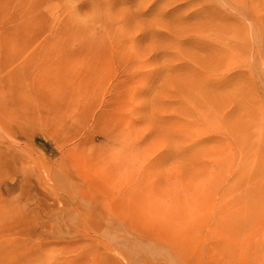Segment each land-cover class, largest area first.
<instances>
[{
  "label": "rangeland",
  "instance_id": "1",
  "mask_svg": "<svg viewBox=\"0 0 264 264\" xmlns=\"http://www.w3.org/2000/svg\"><path fill=\"white\" fill-rule=\"evenodd\" d=\"M0 264H264V0H0Z\"/></svg>",
  "mask_w": 264,
  "mask_h": 264
},
{
  "label": "snow or ice",
  "instance_id": "2",
  "mask_svg": "<svg viewBox=\"0 0 264 264\" xmlns=\"http://www.w3.org/2000/svg\"><path fill=\"white\" fill-rule=\"evenodd\" d=\"M181 70V69H178V71ZM165 155H168V153H165Z\"/></svg>",
  "mask_w": 264,
  "mask_h": 264
}]
</instances>
